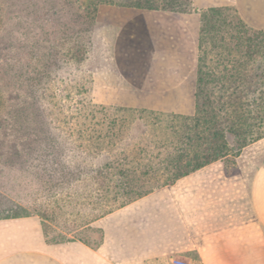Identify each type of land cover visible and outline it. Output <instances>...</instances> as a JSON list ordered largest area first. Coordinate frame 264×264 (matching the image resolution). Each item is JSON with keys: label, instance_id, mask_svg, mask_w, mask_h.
<instances>
[{"label": "rangeland", "instance_id": "rangeland-1", "mask_svg": "<svg viewBox=\"0 0 264 264\" xmlns=\"http://www.w3.org/2000/svg\"><path fill=\"white\" fill-rule=\"evenodd\" d=\"M94 1L93 9L89 0H0V40L8 47V57L20 54L21 79L26 83L23 150L32 138L37 140L32 146L35 157L29 160L27 154H14L15 134L0 133V215L37 216L51 244L97 241L100 233L94 221L124 199L116 193L118 179L99 175L96 169L104 159H116L119 166L129 168L150 162L159 177V160L152 156L160 151L162 157L167 148L155 147L154 140L171 137L173 128L180 125L174 117L189 116L195 110L197 65L191 79L165 93H141L121 79L113 64L114 37L122 22L141 9L134 0ZM225 7L229 8L224 13L228 31L253 36L264 46V35L244 28L233 6ZM173 9L191 11L183 5ZM198 36L199 28L197 44ZM36 39L39 46L31 47ZM218 43L213 51L209 43L203 47L209 51L204 61L215 67L217 76L224 66L217 59L225 53ZM258 62L264 67V56ZM47 125L65 145L64 160L72 173L53 171L56 164L42 162L41 154L52 150L43 140ZM228 139L233 144L232 137ZM141 147L145 153L133 158ZM241 151L227 156L225 163H236ZM53 174L58 178L55 185L48 180Z\"/></svg>", "mask_w": 264, "mask_h": 264}, {"label": "crops", "instance_id": "crops-1", "mask_svg": "<svg viewBox=\"0 0 264 264\" xmlns=\"http://www.w3.org/2000/svg\"><path fill=\"white\" fill-rule=\"evenodd\" d=\"M233 6L264 32V0H191V11L141 9L119 26L113 64L133 90L165 93L191 79L199 12ZM252 162V165L250 164ZM98 245L46 242L35 215H0V264H264V136L236 163L210 162L97 218Z\"/></svg>", "mask_w": 264, "mask_h": 264}, {"label": "trees", "instance_id": "trees-1", "mask_svg": "<svg viewBox=\"0 0 264 264\" xmlns=\"http://www.w3.org/2000/svg\"><path fill=\"white\" fill-rule=\"evenodd\" d=\"M95 2L97 1L89 0L88 4L94 9ZM134 3L140 9H163L175 12L177 10L173 8L177 5L191 9V0H134ZM228 9L225 6H213L199 12L194 113L189 116L176 115L174 118L180 119V125L176 129L173 128L171 137L154 140L155 147L167 148V152L162 157L160 151L155 155L148 154L150 157L153 155L152 157L158 158L157 164L160 165L158 169L162 175L157 176V170L150 162L137 163L134 167L129 168L119 166L121 162L116 159L113 161L104 159L96 169L95 172L99 175L110 174L118 179L119 183L115 185L116 193L118 192L124 201L117 207L139 198L155 188L172 184L178 178L210 162L224 160L229 155H238L243 147L264 136L262 129L264 125V90L261 88L264 67L258 62L259 57L264 56V46L253 36H241L228 31L224 15ZM239 20L244 28H249L240 18ZM254 32L264 35V32L261 31ZM223 41L224 43H218ZM208 43L211 46V51L218 43V46H223L225 52L224 56L219 54L220 57L217 59L218 65H224L221 70L223 73L218 76L213 71L215 67H208L204 61L209 51L203 47ZM37 46H39L38 39L33 40L31 47ZM7 48L0 40V133L3 135H7L8 132H11V135L15 134L13 143L17 147L13 151L14 154L17 156L27 154V158L33 160L35 156L32 146L37 143V140L32 138L25 151L22 147L26 116L23 90L26 83L24 85V81L21 79L23 76L22 59L20 54L16 57H8L6 55ZM17 49H15L16 52L19 50ZM8 60L12 62L9 63ZM7 84L12 86L11 90L7 88ZM212 84L214 86L210 87ZM113 124L114 121L110 125ZM44 130L47 132L43 139L44 144L52 150L49 153L41 154L42 162L47 164L50 160L52 164H56L55 167H52L53 171L57 169L64 174L72 173L67 161L64 160L65 145L61 139L54 135L50 125H47ZM108 130H111L110 126ZM115 135L112 132L110 136L116 137ZM229 137H232L233 144L229 142ZM145 151V148H139L133 158L139 157L138 155ZM126 158L127 156L124 157V159ZM48 178L53 185L57 184L58 178L54 174L48 175ZM151 180H154L152 182L156 184H150ZM112 210L110 209L104 214ZM26 215L33 214L6 216ZM42 229L46 240V231L43 226ZM73 240H81L93 246L100 242V239L94 242L71 239L52 243ZM46 242L48 241L46 240ZM191 257L192 264H199V258L196 255L192 254Z\"/></svg>", "mask_w": 264, "mask_h": 264}, {"label": "built area", "instance_id": "built-area-1", "mask_svg": "<svg viewBox=\"0 0 264 264\" xmlns=\"http://www.w3.org/2000/svg\"><path fill=\"white\" fill-rule=\"evenodd\" d=\"M173 263H174V264H189V263H187V262H185V261H182V260H179V259H174V260H173Z\"/></svg>", "mask_w": 264, "mask_h": 264}]
</instances>
